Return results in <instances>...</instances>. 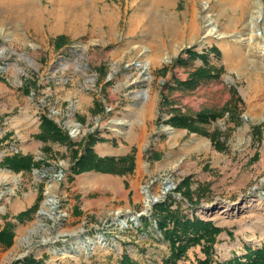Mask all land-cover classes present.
<instances>
[{"label":"rangeland","instance_id":"1","mask_svg":"<svg viewBox=\"0 0 264 264\" xmlns=\"http://www.w3.org/2000/svg\"><path fill=\"white\" fill-rule=\"evenodd\" d=\"M207 20L212 31L205 35ZM59 36L65 45L57 49ZM212 45L220 51V59L210 57L223 69L220 78L166 92V83L201 65H174L178 54ZM262 53L264 0H0V163L15 153L40 163L17 173L0 166V228L14 224L12 244L0 245V264L29 256L42 264H119L123 254L162 264L168 243L151 213L169 195L188 217L221 229L214 260L264 244ZM162 94L184 115L219 114L198 125L218 132L224 150L167 124L172 112ZM227 102L231 115L222 110ZM42 115L74 143L90 134L108 140L93 146L99 157L133 151V172L69 180L70 149L36 138ZM185 178L191 204L177 191ZM100 179L107 185H97ZM51 184L52 201L43 206ZM39 195L36 211L16 221ZM202 258L194 247L177 264Z\"/></svg>","mask_w":264,"mask_h":264},{"label":"trees","instance_id":"2","mask_svg":"<svg viewBox=\"0 0 264 264\" xmlns=\"http://www.w3.org/2000/svg\"><path fill=\"white\" fill-rule=\"evenodd\" d=\"M53 44L55 48L60 49L65 45L64 37H56L53 40ZM212 56L217 60L220 59V51L214 45L202 48L200 52L193 47L183 49L173 60L174 65L179 67L186 66L190 61L194 60L201 61V65L193 69L184 80L174 78L172 83H166V92L172 93L175 90L182 92L191 91L203 81L219 79L223 69L221 66L211 64L210 57ZM165 70L166 68L163 67L160 71L164 72ZM162 99V105L172 112L167 124L173 128L186 129L189 133H198L206 136L215 150H224L225 143L220 139L218 132H207L198 125L208 123L209 120L215 119L219 114L201 111L195 114L194 117L187 116L172 108L171 101L165 94H162ZM231 106V103L227 102L222 109L223 112L231 115ZM253 130L256 135H260L258 126H255ZM36 138L43 143L63 144L70 149L72 167L70 168L71 176L68 178L69 180H71L72 176L84 172L93 171L102 174L125 176L131 174L134 170L135 157L133 151L120 157H99L94 152L93 146L96 143L108 142V140L94 138L90 134L81 141L74 143L66 132H63L51 119L44 115L40 116L39 132ZM39 164V162L33 161L30 155L15 153L3 158L0 166L17 173L28 172L32 168H38ZM177 191L180 192L182 199H186L191 204L193 193L190 190L188 178L183 179L179 183ZM40 199L41 196L39 195L36 203L31 208L18 213L15 216V220L18 222L22 221L36 211ZM151 219L154 221L162 239L168 243L169 254L162 260V264H177L194 247H199L203 255L202 259L196 260V264H264V244L255 249L247 247L246 254L241 257L235 255L226 261L214 260V244L221 229L214 226L211 221H205L196 216L188 217L182 212L178 202L171 195L152 206ZM145 222H147L146 219ZM13 225L11 222L6 221L0 228V245L9 247L12 244ZM14 264H42V262L36 261L29 256L22 260H17ZM119 264L139 263L132 260L127 254H123Z\"/></svg>","mask_w":264,"mask_h":264},{"label":"bare ground","instance_id":"3","mask_svg":"<svg viewBox=\"0 0 264 264\" xmlns=\"http://www.w3.org/2000/svg\"><path fill=\"white\" fill-rule=\"evenodd\" d=\"M162 2H164V3H167V0H161ZM252 1V0H251ZM255 1H257V0H255ZM169 3V2H168ZM255 3V2H254ZM257 3V2H256ZM256 3H255V7H256ZM162 4V3H161ZM165 5H167V4H165ZM254 7V8H255ZM259 8V7H258ZM256 17V16H255ZM257 19V18H256ZM209 20V19H208ZM206 21L207 23H206V26H205V35H207V34H210V32L212 31V29L211 28H209V26H210V23H209V21ZM175 27H177V26H175ZM209 28V29H208ZM250 28V27H249ZM256 29V28H255ZM180 31V30H179ZM172 32V31H171ZM214 32V31H213ZM173 33V32H172ZM170 34V33H169ZM173 34H175V33H173ZM257 34V33H256ZM180 34H178L177 36H179ZM252 35V34H251ZM173 37V36H172ZM252 37H254V36H252ZM250 38V37H249ZM177 39H179V38H177ZM180 40V39H179ZM178 40V41H179ZM173 41H175V40H173ZM251 41V40H250ZM181 42V41H180ZM171 43H173L172 41H171ZM175 43V42H174ZM179 43V42H178ZM190 43V42H189ZM179 47V45L178 44H176V50H177V48ZM263 54V53H262ZM264 55V54H263ZM145 65V64H144ZM143 66V65H142ZM73 128V127H72ZM168 131H170V130H168ZM76 132V131H75ZM54 188H55V186H54V184H51L50 185V187L47 189V197H46V199H45V201L43 202V206L44 205H46V204H49V203H51V201H52V195H53V190H54ZM54 193H55V191H54ZM144 199L145 200H147L148 198H147V196L146 195H144ZM146 204V203H145ZM43 206H42V209L40 210V214H44L45 212H47L48 211V209H46V208H43Z\"/></svg>","mask_w":264,"mask_h":264},{"label":"crops","instance_id":"4","mask_svg":"<svg viewBox=\"0 0 264 264\" xmlns=\"http://www.w3.org/2000/svg\"><path fill=\"white\" fill-rule=\"evenodd\" d=\"M106 183H108V181H107V179H100V180H98V183H97V185H99V186H106L107 184Z\"/></svg>","mask_w":264,"mask_h":264}]
</instances>
